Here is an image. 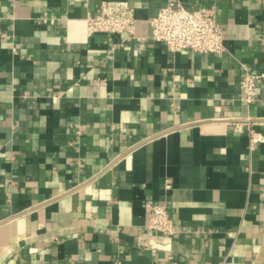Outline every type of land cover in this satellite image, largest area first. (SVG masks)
<instances>
[{
    "label": "crops",
    "instance_id": "crops-1",
    "mask_svg": "<svg viewBox=\"0 0 264 264\" xmlns=\"http://www.w3.org/2000/svg\"><path fill=\"white\" fill-rule=\"evenodd\" d=\"M102 1L0 0V264H264V82L252 103L240 83L264 70V0H181L217 8L221 55L154 40L165 0L90 34Z\"/></svg>",
    "mask_w": 264,
    "mask_h": 264
},
{
    "label": "built area",
    "instance_id": "built-area-1",
    "mask_svg": "<svg viewBox=\"0 0 264 264\" xmlns=\"http://www.w3.org/2000/svg\"><path fill=\"white\" fill-rule=\"evenodd\" d=\"M137 16L135 7L129 0H103L100 12L88 19V31L108 33L112 35H133L136 31ZM151 37L167 45L171 51L189 48L198 52L221 55L225 51L223 26L217 20V8L200 6L188 9L181 0H165L157 14L150 19ZM264 82V70L253 71L246 67L241 79L244 91L243 98L247 103L256 100L257 85ZM255 120L247 118L234 120L230 124L234 130L242 131L249 127L250 144L262 139L252 127ZM170 187V182L167 183ZM149 219L147 227L158 230L166 235L177 232L171 211L165 204H147Z\"/></svg>",
    "mask_w": 264,
    "mask_h": 264
}]
</instances>
